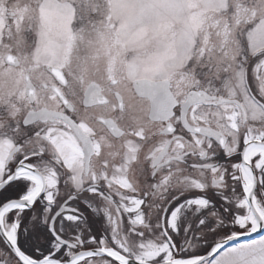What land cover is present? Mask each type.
I'll return each mask as SVG.
<instances>
[{"label":"snow or ice","instance_id":"snow-or-ice-1","mask_svg":"<svg viewBox=\"0 0 264 264\" xmlns=\"http://www.w3.org/2000/svg\"><path fill=\"white\" fill-rule=\"evenodd\" d=\"M0 264H264V0H0Z\"/></svg>","mask_w":264,"mask_h":264}]
</instances>
